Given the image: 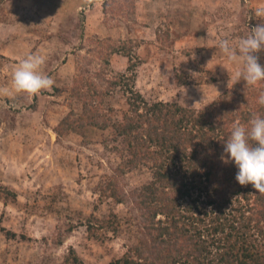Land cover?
<instances>
[{
	"label": "rangeland",
	"instance_id": "rangeland-1",
	"mask_svg": "<svg viewBox=\"0 0 264 264\" xmlns=\"http://www.w3.org/2000/svg\"><path fill=\"white\" fill-rule=\"evenodd\" d=\"M262 5L101 0L102 14L86 28L88 6L86 15L76 9L73 26L60 0H0V90L11 89L28 55L44 57L39 71L55 82L34 96L0 91V264H72L73 257L108 264L147 240L132 192L152 172L129 167L126 137L113 122L129 112L134 92L147 102L210 104L243 67L220 52L219 42L236 46L249 35L264 22L253 15ZM109 42L118 49L106 57ZM261 57L264 65V50ZM242 93L240 109L258 107L257 97ZM95 112L107 116L103 125L87 122ZM241 121L228 126H245Z\"/></svg>",
	"mask_w": 264,
	"mask_h": 264
},
{
	"label": "trees",
	"instance_id": "trees-1",
	"mask_svg": "<svg viewBox=\"0 0 264 264\" xmlns=\"http://www.w3.org/2000/svg\"><path fill=\"white\" fill-rule=\"evenodd\" d=\"M105 49L108 57L118 47L109 42ZM105 60L109 65V58ZM243 82L201 109L147 102L139 92L126 100L129 112L113 128L126 137L129 167L146 165L152 172L151 180L132 192L147 240L129 246L108 264H264V194L251 184L240 185L234 162L221 159L223 141L232 129L228 124L239 119L247 127L253 115L264 116L260 104L240 109L243 91L258 103L264 81L253 92ZM88 106L83 103V113ZM106 118L95 112L87 122L101 126Z\"/></svg>",
	"mask_w": 264,
	"mask_h": 264
},
{
	"label": "clouds",
	"instance_id": "clouds-1",
	"mask_svg": "<svg viewBox=\"0 0 264 264\" xmlns=\"http://www.w3.org/2000/svg\"><path fill=\"white\" fill-rule=\"evenodd\" d=\"M253 15L264 21V5L256 7ZM218 48L230 62H242L243 67L235 73L234 83L242 79L246 86H255L264 81V66L258 62V53L264 50V22L252 28L236 46H231L225 39L219 42ZM44 62L40 55H28L20 60L12 74L11 89L0 91L6 95L12 92L34 96L50 89L54 80L39 71ZM258 104L264 106V92L259 95ZM223 143L221 159L226 164L234 162L238 183L242 186L251 184L258 193L264 194V116L253 115L247 127L234 124Z\"/></svg>",
	"mask_w": 264,
	"mask_h": 264
},
{
	"label": "crops",
	"instance_id": "crops-1",
	"mask_svg": "<svg viewBox=\"0 0 264 264\" xmlns=\"http://www.w3.org/2000/svg\"><path fill=\"white\" fill-rule=\"evenodd\" d=\"M101 1V0H100ZM100 1L99 0H91V2H86V0H63L62 5L67 7L68 13H64V16L68 17L71 21L73 22V26L76 24V18L79 19V13H77L76 9L83 8V13L86 15L87 14V6L90 8V13H89V19L85 18V27L87 28L90 27L89 23L95 17L96 15L102 14L101 11V6H100ZM86 8V9H85ZM76 19V20H75ZM101 29V28H99ZM94 30V29H93Z\"/></svg>",
	"mask_w": 264,
	"mask_h": 264
}]
</instances>
